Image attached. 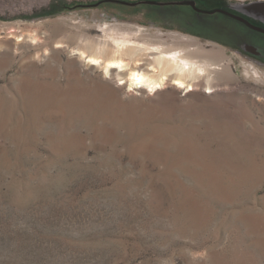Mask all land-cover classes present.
<instances>
[{
	"label": "rangeland",
	"instance_id": "obj_1",
	"mask_svg": "<svg viewBox=\"0 0 264 264\" xmlns=\"http://www.w3.org/2000/svg\"><path fill=\"white\" fill-rule=\"evenodd\" d=\"M230 14L264 0H0V264H264V46ZM105 23L224 71L133 89L87 62Z\"/></svg>",
	"mask_w": 264,
	"mask_h": 264
},
{
	"label": "bare ground",
	"instance_id": "obj_2",
	"mask_svg": "<svg viewBox=\"0 0 264 264\" xmlns=\"http://www.w3.org/2000/svg\"><path fill=\"white\" fill-rule=\"evenodd\" d=\"M100 28L102 36L91 40L95 50L86 57L87 62L101 66L106 74L110 71L116 72L118 76L128 74L133 89L153 93L172 85L189 93L197 91L203 84L212 89L216 82L215 75L219 78L224 71L217 62L207 63L211 57L215 60V53L219 56V51L205 50L187 38L175 39L178 47L164 44L157 46L142 40L140 29L125 31L106 23ZM110 52L111 57L107 58ZM77 53L87 55L82 49H77ZM250 72L254 77H260L252 66ZM211 73L214 75L211 76Z\"/></svg>",
	"mask_w": 264,
	"mask_h": 264
},
{
	"label": "flooded vegetation",
	"instance_id": "obj_3",
	"mask_svg": "<svg viewBox=\"0 0 264 264\" xmlns=\"http://www.w3.org/2000/svg\"><path fill=\"white\" fill-rule=\"evenodd\" d=\"M220 14H221V13H220ZM221 15H224V14H221ZM224 16H225V15H224ZM241 16H242V17H241ZM226 17H227V16H226ZM239 17H241L243 20H240V19L236 20V19H234V18H232V17H231V18L228 17L227 19H229V20H231V21H234V22L237 23L242 29H244L243 31H239V33H238V35H237V36L241 37L242 39H244L243 36L246 37V34H247L246 29H247L248 31H250V32H251V36H252L253 38H251V40L247 39V40H249L250 42H245V41H244L245 43H243V46L251 47V48L253 49V51H254V55H255V53H257L258 56L263 55V52H262L263 47H262V46H264V26H263V25H260V24L258 25V24H254V23H252L251 20L245 18L243 15H240ZM251 26H255V27L259 28L260 30L254 29V28H252ZM236 30H237V29H236ZM253 39H255L256 41H254ZM247 40H246V41H247ZM252 41H253L254 43H252ZM255 56H256V55H255Z\"/></svg>",
	"mask_w": 264,
	"mask_h": 264
},
{
	"label": "water",
	"instance_id": "obj_4",
	"mask_svg": "<svg viewBox=\"0 0 264 264\" xmlns=\"http://www.w3.org/2000/svg\"><path fill=\"white\" fill-rule=\"evenodd\" d=\"M151 4H154V5H160V3H157V2H150ZM184 5H189V6H191V7H193L195 10H197V11H201V10H199V9H197L196 7H195V3L194 2H192V1H190V2H184L183 3ZM219 12H223V11H221V10H218ZM208 12V11H207ZM230 16H232L233 18H238L239 19V17H237V16H235V15H231L230 14ZM252 28H254V29H257V30H260L259 28H257V27H255V26H251Z\"/></svg>",
	"mask_w": 264,
	"mask_h": 264
},
{
	"label": "snow or ice",
	"instance_id": "obj_5",
	"mask_svg": "<svg viewBox=\"0 0 264 264\" xmlns=\"http://www.w3.org/2000/svg\"><path fill=\"white\" fill-rule=\"evenodd\" d=\"M182 86V85H181Z\"/></svg>",
	"mask_w": 264,
	"mask_h": 264
}]
</instances>
